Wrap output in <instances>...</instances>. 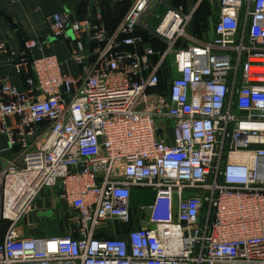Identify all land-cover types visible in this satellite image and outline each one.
Listing matches in <instances>:
<instances>
[{
	"label": "built area",
	"instance_id": "2783aa9c",
	"mask_svg": "<svg viewBox=\"0 0 264 264\" xmlns=\"http://www.w3.org/2000/svg\"><path fill=\"white\" fill-rule=\"evenodd\" d=\"M48 22L81 70L41 57L15 65L23 89L0 78V132L21 152L0 170V264H264V0H134L111 33ZM48 210L61 236L23 234Z\"/></svg>",
	"mask_w": 264,
	"mask_h": 264
},
{
	"label": "crops",
	"instance_id": "0c3cea01",
	"mask_svg": "<svg viewBox=\"0 0 264 264\" xmlns=\"http://www.w3.org/2000/svg\"><path fill=\"white\" fill-rule=\"evenodd\" d=\"M167 1L188 9L193 0ZM133 2L134 0H0V45L3 46L0 48V78H7L12 85L23 89L24 76L16 73L15 65L21 59L28 62L41 57H54L65 72L80 74L81 67L71 58L72 34L69 32L67 39L54 38L48 18L66 11L76 18L99 16L107 32L111 33ZM28 40L37 41L38 47L26 50L24 43ZM20 154L19 147L9 149L6 136L0 132V170L8 162L18 161ZM138 199L139 194L133 192V206L138 203ZM39 203L38 207L42 208L43 204ZM29 227L30 223L29 226H23V234H31Z\"/></svg>",
	"mask_w": 264,
	"mask_h": 264
},
{
	"label": "rangeland",
	"instance_id": "374dc122",
	"mask_svg": "<svg viewBox=\"0 0 264 264\" xmlns=\"http://www.w3.org/2000/svg\"><path fill=\"white\" fill-rule=\"evenodd\" d=\"M210 3L207 2L206 6L209 7L210 9V16L211 19L213 18V14H214V7L211 10L210 8ZM43 196V195H42ZM41 196V204H43V198ZM44 197V196H43ZM146 199H143L140 204L145 203ZM40 205V203L38 204V206ZM28 222L30 223V227L29 230H31V234L29 233V235L31 236L34 232H36L37 234H41V235H45V236H59L61 234H63L64 232V224L59 220L58 217L53 216L50 219H44V220H40L37 219L36 216H34L33 214L28 218ZM30 232V231H29Z\"/></svg>",
	"mask_w": 264,
	"mask_h": 264
},
{
	"label": "trees",
	"instance_id": "16d2710c",
	"mask_svg": "<svg viewBox=\"0 0 264 264\" xmlns=\"http://www.w3.org/2000/svg\"><path fill=\"white\" fill-rule=\"evenodd\" d=\"M170 4L174 7H179L178 5H176L174 3H170ZM209 15H210V9H209V7L206 6V4H204L195 14L194 19H193V23L191 26L192 34L195 37H197V38L203 37L204 33L207 30V25H208L207 24V18ZM142 36H143L145 42H150V45L152 46V48L155 51L159 52V51L163 50L164 46L162 45L161 42L154 40V39L149 40L145 34H142ZM136 193H138L139 197H140V199H138V203H140L142 201V198H145L147 196V193L145 191H140V192H136ZM61 235H59V236H61Z\"/></svg>",
	"mask_w": 264,
	"mask_h": 264
},
{
	"label": "water",
	"instance_id": "95a60500",
	"mask_svg": "<svg viewBox=\"0 0 264 264\" xmlns=\"http://www.w3.org/2000/svg\"><path fill=\"white\" fill-rule=\"evenodd\" d=\"M53 216V212L48 210V211H45V212H40V213H37V217L38 218H52Z\"/></svg>",
	"mask_w": 264,
	"mask_h": 264
}]
</instances>
